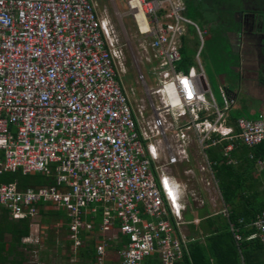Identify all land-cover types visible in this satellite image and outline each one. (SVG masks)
<instances>
[{
  "label": "built area",
  "instance_id": "1",
  "mask_svg": "<svg viewBox=\"0 0 264 264\" xmlns=\"http://www.w3.org/2000/svg\"><path fill=\"white\" fill-rule=\"evenodd\" d=\"M125 6L115 7L117 16L134 22L146 40L143 48L165 71L160 90L166 106L156 110L192 118L176 126L181 143L185 129L211 127L196 121L203 106H212L221 121L228 104L220 110L206 100L203 71L174 70L181 59L179 36L193 24L185 0H125ZM119 33L92 0H0V174L39 172L53 181L26 188L0 181V209L12 220L32 219L48 204L65 210L68 238L77 248L83 231L92 230L83 218L92 206V212L101 209L95 264L113 254L118 264H185L181 205L171 179L156 174L166 164L155 166V148L146 142L163 135L164 117L153 118L149 133L140 127L118 77ZM221 133L256 146L264 140V112L240 116L234 131ZM175 161L167 153L166 163ZM222 213L229 218L227 208ZM116 222L127 238L119 248L109 245ZM229 225L240 245L238 227ZM251 226L246 239L264 244V212Z\"/></svg>",
  "mask_w": 264,
  "mask_h": 264
},
{
  "label": "crops",
  "instance_id": "2",
  "mask_svg": "<svg viewBox=\"0 0 264 264\" xmlns=\"http://www.w3.org/2000/svg\"><path fill=\"white\" fill-rule=\"evenodd\" d=\"M190 1L194 6H197L195 10L197 20L189 17L186 10L185 15L193 24H187L185 26V31L179 36V49L184 46L191 55L192 64L189 66L188 71L191 69L196 72L203 71L210 94L206 93V100L209 103L214 102L220 110H223L226 103L228 104V109L223 111V119L217 121L216 115L213 113V107L209 105L203 106L201 111L197 113L198 119L196 121L203 122L206 120L210 123L211 127L209 129L202 128V131L193 126L185 129L186 138L184 142L181 143L176 126L192 118L188 115L183 117V115L178 114L175 109L157 111L158 108H164L166 106L165 95L162 90H160V84L164 78L163 73L165 71L159 67L150 50L151 56H149L148 48H143L148 54V60L145 62L156 64L154 75L157 82L155 86L149 87L140 73L145 93L143 97H147V105L151 109V115H148V118H144L145 121L143 120V113L147 105L143 104V110L140 109L139 113L141 118L139 119L132 106L128 92L124 89L122 84L121 86L129 98L132 110L140 127L144 131L149 133L148 127L151 126L153 118L160 117L162 120V117H164L161 125L163 135L154 136L146 141L155 148V166L166 164L163 168L159 167L156 169V174L158 176L166 175L172 181V189L176 194V200L181 205V229L188 239V245L192 242H199L206 246L212 232H215L217 229L232 231L229 222L237 226L231 219L232 211L230 205L224 199V190L221 187L222 182L231 183L229 194H236V200H238L236 202L242 205L246 204L249 209L250 207L248 205H251V208L257 206L264 207V165L259 163L264 160V155L255 157L249 146L241 143L239 140H228L227 137H223L221 133V130L224 132H229L230 130L234 131L236 119L240 116L256 117L258 114L264 112V88H260L261 85L257 83L258 80L264 83V74L261 73L264 71V51L262 49V47H264V36H224L228 48L221 49V52H217L216 55L219 57L226 56L227 58H230L229 56H234L236 59H227V62H224V60L222 59V61L220 58L215 64L211 63L212 58L210 51H216V49L213 48V46L208 47L206 43L207 39L214 38V36H210L212 34V28L214 27V24H212L214 20L205 16L208 8L201 4V0L200 2H197V0ZM93 2L95 3V1ZM185 3L187 6L186 0ZM205 22L211 24L208 31L210 34L208 36L206 35V30L199 28V26L205 24ZM142 45L144 46V43H142ZM203 51L207 54L206 57L213 68H215V65L216 68L220 67L222 69V71H220L222 79H218L221 82H219L218 86L220 94L219 101L215 98L210 88L206 71L201 61ZM226 51H228V53H226ZM178 62L175 64L174 70L182 71L177 69ZM134 63L138 72H140V64H142L143 61L140 62L134 59ZM120 67L121 62L118 61V77H120ZM155 102L158 103L155 104ZM157 112L159 114H157ZM204 133H207L203 140L205 144H201L200 139ZM214 140L218 141L212 144ZM229 144H231L232 147L226 149V146ZM167 153L174 154L176 156V161L173 163H166ZM91 207L92 206L85 210L83 216L85 221L92 224L91 232L85 233V231H83V235H81L82 246L77 248L71 246L75 255V262H77V260L78 262L81 261L78 251L80 248L84 247L88 241H93L95 251V244L97 242L99 243L101 240L102 235L98 232L101 209L92 212ZM224 208L229 210V218L223 215L222 210ZM263 212L264 211L257 213V215ZM39 213L62 218L65 220V225L67 226V215L65 210L61 208L48 204L40 208ZM244 218L240 215L237 217V220L244 224V226L242 225L243 227L248 224L249 227L252 228L251 222L253 218L249 219V221H246ZM248 218H250L249 215ZM0 221L8 223L6 228L8 229L7 234H9L12 227L9 223H11L12 219L1 209ZM116 224L112 232L108 234L111 237L109 245L114 248H119L123 243H126L127 238L120 234L118 231L119 223L116 222ZM243 227L237 230L241 235L245 232ZM1 231L2 229H0V232ZM3 232L6 234L5 232L7 231L3 229ZM249 232H253L252 229ZM70 242L71 241H69V243ZM4 249H8V245L0 240V252ZM186 256L188 260H190L189 250ZM96 260L95 255L94 264L97 262ZM210 260L213 262L212 259ZM37 261L40 264H46L43 260L37 259ZM117 261V255L113 254L111 259H106L105 264H118ZM0 264H18V260H14L13 257L11 261H8L5 254H0Z\"/></svg>",
  "mask_w": 264,
  "mask_h": 264
},
{
  "label": "rangeland",
  "instance_id": "3",
  "mask_svg": "<svg viewBox=\"0 0 264 264\" xmlns=\"http://www.w3.org/2000/svg\"><path fill=\"white\" fill-rule=\"evenodd\" d=\"M92 1H95L94 4L98 15L108 18L112 23V27L117 28L119 32L121 30L123 33V36L119 33V43L122 46V56L119 59L121 62L119 80L128 92L132 106L140 119V109L143 110V104H148L147 97H143L145 93L141 75L149 87L155 86L157 82L154 75L156 64L145 62L148 60V54L151 56V52L148 50L147 54L143 50L142 43L146 44V40L144 41L137 33L134 22L129 17H123V21H121L116 14L115 7L119 11L126 9L125 0H114L113 2L111 0ZM198 1L200 2V0ZM209 2L208 0H201L202 5H208ZM205 16L210 19L214 17L212 24L221 23L222 25H228L233 20L236 23V27L232 31H222L225 36H264V0H217L212 3L211 11H207ZM210 26L209 22H205L199 28L206 30V35L208 36L210 34L208 32ZM220 27L222 28V26ZM262 49L264 51V47ZM206 55L203 51L201 61L205 68L210 88L215 98L219 101L218 86L220 81L218 79L221 80L222 76L215 65V68L212 67ZM134 59L140 62L143 61L140 64V72L137 70ZM211 63H214L213 59ZM261 73L264 74V71ZM257 83L261 85L260 88H264V83L261 80H258ZM157 103L155 102V104ZM148 115H151V109L147 105L144 109L143 120L148 118ZM26 220L28 221V234L20 237L17 235H20V233L15 230L21 229V225L24 226V221L12 220L9 223V225H12L9 234H7L8 229L6 228L8 223L0 221V229H2L0 240L8 245V249H4L0 254H5L8 261H11V258L14 257V260H18V264H27L37 259L43 260L46 264H81L78 260L77 262L74 261L75 255L71 248L73 243H69L65 220L57 218V216L41 213H38L32 219ZM3 229L7 231L5 232L6 234H4ZM2 232L3 236L1 235Z\"/></svg>",
  "mask_w": 264,
  "mask_h": 264
},
{
  "label": "trees",
  "instance_id": "4",
  "mask_svg": "<svg viewBox=\"0 0 264 264\" xmlns=\"http://www.w3.org/2000/svg\"><path fill=\"white\" fill-rule=\"evenodd\" d=\"M210 1L208 5H203L208 8V11H211V5L213 2L217 0H208ZM187 2V14L189 17H192L194 20H197L196 16V5L194 6L190 0H186ZM253 12V11H252ZM214 19V17H213ZM215 26L212 28V34L210 36H214L212 39H208L207 46L216 49V51H210L211 58L213 59L214 63L218 62L221 58L224 62H227V59H236L234 56H226L219 57L216 53H220L221 49L228 48L227 43L225 41V34L222 31H232L236 27V23L233 20L230 21L228 25L214 24ZM222 26V28L220 27ZM226 26V27H225ZM181 52V60L177 64V69H180L184 72L188 71L189 66L192 64V58L189 54L188 50L184 46L180 49ZM228 53V51H226ZM222 60V61H223ZM218 68V69H217ZM216 69L220 72L222 69L217 67ZM224 71V68H223ZM227 73V72H226ZM251 152L254 154L255 157L260 155H264V140L253 147H249ZM0 181L1 182H13L16 181L19 188H26V187H39L51 184L53 181L50 176H46L39 172L29 173V174H22L20 171L15 172H4L0 174ZM221 187L224 190V199L230 205L232 211V220L241 229L244 224L237 220L238 216H242L246 221L249 219H254L257 213L264 211V207L257 206L251 208V205H248L250 209L247 207L246 204H240L236 201V194L230 193L229 189L231 188V183L229 182H222ZM248 215L250 218H248ZM248 218V219H247ZM237 220V221H236ZM24 221V226L21 225V229H17V234L19 237L22 235H27L29 228H28V221L26 219ZM97 222V221H96ZM95 222V223H96ZM243 225V226H242ZM14 228V226H13ZM244 233H242L243 240L241 241L240 245H238L234 239V235L232 231L217 229L215 232H212L208 238L206 246L199 243V242H192L188 245L190 260H188L187 256L184 257L185 264H262L264 263V244L261 243L257 239H246V236L250 234L249 232L251 229L254 231V228L249 227L248 224L243 227ZM12 232H14L12 230ZM78 255L81 258V264H94L93 261L95 259V251H94V243L92 240L88 241L86 245L79 249ZM213 262H211V260ZM243 262H242V260ZM147 264H153L151 261H147Z\"/></svg>",
  "mask_w": 264,
  "mask_h": 264
},
{
  "label": "flooded vegetation",
  "instance_id": "5",
  "mask_svg": "<svg viewBox=\"0 0 264 264\" xmlns=\"http://www.w3.org/2000/svg\"><path fill=\"white\" fill-rule=\"evenodd\" d=\"M255 12V11H254Z\"/></svg>",
  "mask_w": 264,
  "mask_h": 264
}]
</instances>
